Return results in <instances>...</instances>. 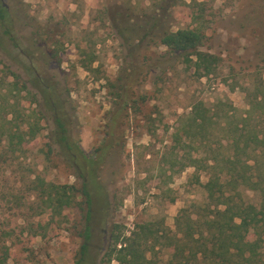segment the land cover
Returning <instances> with one entry per match:
<instances>
[{
  "label": "rangeland",
  "instance_id": "obj_1",
  "mask_svg": "<svg viewBox=\"0 0 264 264\" xmlns=\"http://www.w3.org/2000/svg\"><path fill=\"white\" fill-rule=\"evenodd\" d=\"M182 2L169 11L170 30L199 29L204 35L199 50L219 57L218 64L213 73L198 78L164 47L148 48L145 58H137L146 72L130 90L134 102L116 119L114 142L105 138V125L115 100L113 86L125 65L111 22H122L128 11H153L156 0H0L6 14L0 19V96L14 74L17 86H25L12 94L20 106L17 112L42 113L41 129L22 146L20 159L0 160V250L8 249L3 264H76L81 258L83 212L65 208L51 225L38 228V218L28 209L31 199L20 186V177L30 173L56 185L80 184L75 176L80 157L72 162L51 143L53 116L41 89L50 86L65 102L68 137L76 138L78 150L93 161L103 159L97 173L103 193L91 211L79 264H118L114 256L104 257L115 227L126 237L135 225L150 223L171 237L180 211L192 218L205 213L209 200L203 185L211 158L229 151L224 141L217 144L223 136L218 127L197 131L185 120L192 105L212 109L225 129L244 116L253 95L260 96L249 124L264 131V0ZM88 56L93 61L82 68L80 62ZM28 99L34 101L29 107ZM229 111L231 119L225 115ZM182 130L193 137L192 143ZM40 135L49 137V161ZM221 167L219 163L217 170ZM219 181L224 182L223 174ZM239 192L244 202L259 200L250 190ZM11 195L26 201L18 208ZM159 242L148 244L145 256L154 264H168L169 250ZM260 252L264 258V242Z\"/></svg>",
  "mask_w": 264,
  "mask_h": 264
},
{
  "label": "trees",
  "instance_id": "obj_2",
  "mask_svg": "<svg viewBox=\"0 0 264 264\" xmlns=\"http://www.w3.org/2000/svg\"><path fill=\"white\" fill-rule=\"evenodd\" d=\"M190 2L194 3V0ZM177 3L183 4L182 0H156L153 11L138 14L128 11L122 22H111L114 35L124 50L125 69L121 72L122 76L116 79L118 86H113L116 88L115 100L108 111L111 116L107 118L105 125V138L109 141L116 140L114 134L118 115L126 113L128 102H134L130 90L139 83L142 73L146 72L137 58H145L148 48L164 47L166 54L178 58L182 64L190 65L198 78L213 73L218 64L219 57L199 50L204 40L199 29L170 30L169 11ZM0 12L2 19L5 10L0 7ZM92 61V57L88 56L80 65L88 69ZM10 75L14 78L10 83L11 87H7L5 94L0 96V160L3 161L11 157L20 159L22 146L33 141L41 129L38 116H42V113L35 115L30 111L25 114L24 109L17 112L20 106L12 94L24 91L25 86L22 84L18 87L17 76ZM55 93L48 86L41 89L40 94L53 116L51 143L58 150H63L65 156L69 154L68 158L72 162L80 157L79 173L75 175L80 179V184L78 187L56 185L30 173L31 176L25 174L20 177V186L27 193V201L31 199L28 209L38 218V228L51 225L54 217L59 216L65 208H76L83 212L84 244L80 246L81 258L76 263L79 264L85 253V241L89 237L88 222L91 211L103 193L97 184V173L102 170L103 159H88L78 150L76 138L68 137L67 126L70 122L65 115V102ZM258 97L260 96L253 95L247 102L248 109L244 111V116H238L237 122L227 124L225 129L218 125L216 113L212 109L204 108L200 103L192 105L189 116L184 117L185 120L197 131L206 132L211 125L218 127L223 136L217 144L222 146L221 141H224V148L229 151L225 156L211 158L208 179L203 185L209 200L205 213L201 217L192 218L183 210L180 211L174 218L175 229L171 237L161 234L163 232L159 233L150 223L135 225L134 230L126 237L115 227L110 233V244L104 253L107 260L114 256L118 264H154L151 259L146 258L145 253L148 251V244L153 247L160 239L161 247L169 250L168 264H264L260 252L264 242V131L249 124L256 114L254 104L257 105ZM139 99L142 100L141 97ZM32 103L34 101L28 99L27 107ZM225 115H229L228 119L234 117L230 111ZM258 116L262 117V114ZM183 131L182 136L192 143L193 137ZM177 132L179 131L176 130ZM40 138V144L45 147L44 159L49 161L52 151L49 137L40 135ZM75 152L78 156L72 155ZM219 163L222 167L217 170ZM219 174H223L224 182L219 181ZM239 188L257 193L258 202L255 205L244 202ZM11 199L18 208L26 201L24 197L17 195H11ZM151 247L149 248L152 250ZM0 252L3 255L0 264H3L8 257V249L2 247Z\"/></svg>",
  "mask_w": 264,
  "mask_h": 264
}]
</instances>
